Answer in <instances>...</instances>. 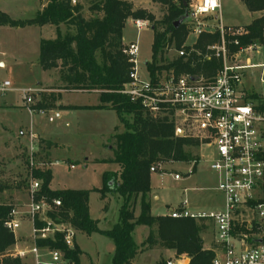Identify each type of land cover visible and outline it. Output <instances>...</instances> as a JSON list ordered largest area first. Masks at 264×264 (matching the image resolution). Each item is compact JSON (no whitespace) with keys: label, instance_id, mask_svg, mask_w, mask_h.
<instances>
[{"label":"trees","instance_id":"trees-1","mask_svg":"<svg viewBox=\"0 0 264 264\" xmlns=\"http://www.w3.org/2000/svg\"><path fill=\"white\" fill-rule=\"evenodd\" d=\"M43 1V9L28 20H13L0 11V28L55 27L56 39L42 40L40 43L41 69L56 71L64 90L98 93L100 105L84 109L114 111L125 129L115 136L113 158L106 162L113 169L103 173L101 189L54 191L50 188L53 180L50 169L34 172L33 176L41 182L38 197L45 198L48 203L53 200L62 203L59 210L48 214L49 218L56 223H69L77 233L87 237L99 234L108 238L115 248L111 264H132L136 259L140 247L133 235L137 227L151 229L141 244V251L169 250L177 258H188L189 264H212L216 257L215 246L206 249L201 236L209 222L152 215L148 195L152 190L153 172L164 163L191 162L188 148H199L201 144L196 139L177 135L173 112L153 115L141 102H134L121 93L130 82L132 72V64L123 52V31L128 20L150 24L153 31L152 61L146 67L154 80L157 75H167L170 72L177 76H215L222 62L216 59L204 61L203 56L209 45L220 41V33H204L197 38L193 48L186 46L190 34L188 24L184 23L176 28L175 23L186 15L188 0H151L161 10L162 17L159 19L148 10L136 9L127 0H91L89 16L84 15V7L77 0L75 4L73 0ZM241 1L251 13L264 11V0ZM61 27L74 31L63 35ZM245 28L248 35L237 38L239 46L230 45L232 54L239 51L240 47L264 42V16L253 20ZM172 49H185L189 55L167 58V53ZM252 97L257 99L259 95L255 93ZM194 170L195 167L192 171ZM7 189L0 180V194ZM92 192L99 194L102 201L111 197L120 201L119 221L109 230H101L98 222L90 215ZM138 199L140 213L136 217ZM13 210L11 205L0 203V264H23L20 257L7 255L17 243L15 233L4 227L5 221L11 219ZM34 245L41 251H59L73 264H81L82 251L76 243L73 249L67 248L62 235L36 240ZM156 264L168 262L160 260Z\"/></svg>","mask_w":264,"mask_h":264},{"label":"rangeland","instance_id":"rangeland-1","mask_svg":"<svg viewBox=\"0 0 264 264\" xmlns=\"http://www.w3.org/2000/svg\"><path fill=\"white\" fill-rule=\"evenodd\" d=\"M77 1L83 5L84 15L89 16L91 0ZM127 1L133 2L136 9L146 8V10L153 12L157 19L162 17L160 8L154 6L150 0ZM44 3L43 0H0V11L8 14L13 20H28L35 17ZM221 7V21L226 28L245 27L252 22V19L264 16V11L253 15L241 0H221ZM204 22L209 26L219 25V22L213 17H208ZM73 31V29L61 27L63 35L68 32L73 33ZM56 37L55 27H1L0 80L10 81L13 87L18 90L41 91L48 89L34 96L33 108L36 106L35 100H40L39 96H42L43 100L54 98L62 105H93L99 100L98 93L64 90L59 83L56 71H43L41 69L39 65L40 43L42 40H55ZM197 38L198 35L191 32L186 41V46H194ZM123 39L126 44L138 43L139 76L142 81H147L146 65L152 61L153 31L151 26L140 31L132 20H128L123 31ZM176 56H178V51L174 49L166 55L170 59ZM251 60L252 64H260L263 61L260 56H255ZM250 72L254 77L247 76L244 79V90L247 93L250 90H264V85L261 83V71L254 69ZM55 90L57 91L52 92ZM7 98L12 101V105L15 107L0 112V178L1 182L8 187L3 194H0V203L13 206L14 210L16 209L20 214L28 211L30 204L29 184L32 175L29 166L31 141L28 132L30 131L32 134L40 135L58 145V150L53 153L57 162L60 163L56 166V161L47 157L43 152V148L47 145L42 143L38 137L33 141V159L36 164V168H33L34 172L46 169L52 171L54 169V189L92 191L95 188H102L103 173L113 169L105 163L113 157L116 148L115 136L125 130L114 111L109 110L110 112L102 113L97 118H92L91 115L89 116L84 112H70L68 115L62 113L61 117H58L60 109L48 111L45 114H31L20 94L12 93ZM40 110L45 111L44 109ZM127 119L129 120V118ZM174 120L177 127L176 132L182 131L183 137L198 140L187 126L181 124L176 118ZM116 128H118L117 131H115ZM200 144L199 148H188L187 152L191 156V162L164 163L154 171L157 174L153 177L152 186L160 200L156 201L152 195H148L153 216H166L185 201L188 202L187 208L191 213H209L221 210L224 197L218 190L217 174L210 169L213 151L206 144L201 142ZM15 148H18L17 153H15ZM67 160H70L69 163L74 165L75 169H69L70 164L66 163ZM192 161H198V163L195 164ZM11 164H18L19 170L17 169L16 172L12 166H9ZM193 167H195L194 171H192ZM174 174L180 175L181 180H175ZM112 184L113 182H111ZM139 203L140 199H138L137 206ZM89 205L93 218L99 219L97 222L101 230H109L118 223L120 201L116 197L102 201L97 193L92 192ZM136 214L135 209V216ZM150 231L151 229L147 227L137 229L134 239L140 249L132 264H156L160 260L167 261L166 258L168 257L170 260L175 259L177 261L184 258H177L176 254L174 258L172 251L169 250L141 251V244L148 237ZM14 233L18 242L17 249L32 253L34 237L31 233L30 223L27 221L20 223L19 229ZM201 236L205 247L208 242L214 240L215 229L211 222L208 223V228L202 232ZM85 238L78 233V239L81 243H85L87 251L95 255L99 252L102 257L99 263L93 264H111L108 255H103V250H108V244L111 241L99 234H94L89 240ZM17 252L14 247L9 250L7 255L12 257ZM28 252L26 258H21L23 264H35L37 261L40 264H50V256L46 252L40 251L37 258L33 253H30L31 256H29ZM46 257H48L47 260ZM83 264H91L90 259H84Z\"/></svg>","mask_w":264,"mask_h":264},{"label":"built area","instance_id":"built-area-1","mask_svg":"<svg viewBox=\"0 0 264 264\" xmlns=\"http://www.w3.org/2000/svg\"><path fill=\"white\" fill-rule=\"evenodd\" d=\"M186 6L190 33L194 32L198 37L204 33H220V41L209 45L203 56L204 61L216 59L222 62L215 76H177L170 72L157 75L154 80L147 70L148 80L142 81L138 70L139 46L137 42H131L125 45L123 52L132 64V72L130 82L121 93L134 102H141L153 115L173 112V118L187 126L195 138L213 148L210 169L219 179L218 190L224 197L222 209L195 214L188 211V202L185 201L168 216L213 224L217 249L212 264H264V92L257 93L259 98L254 99L252 95L255 93H247L243 88L244 79L254 77L250 74L254 69L261 71V83L264 85V42L240 47L239 51L231 54L230 45L239 46L237 38L247 36L248 31L245 27L226 28L222 24L221 0H188ZM208 17L215 18L219 25H207L204 21ZM133 23L140 31L150 27L145 21ZM188 55L185 49L178 51L180 57ZM255 56L262 57L263 61L252 64L251 59ZM44 91L18 90L10 81L0 80V100L11 93H18L31 114H45L43 110L33 109L34 96ZM29 138L32 175L27 216L34 243L59 234L65 246L73 249L77 236L73 226L66 222L56 223L48 216L62 207L61 201L48 203L45 198L38 197L41 182L33 176V168H36L33 141L36 136L30 131ZM59 164L55 162L56 166ZM70 168L75 167L70 165ZM174 178L181 180L178 174ZM15 215L13 211L11 219L4 223L11 232L20 227ZM40 251L34 245L32 253L36 258ZM43 251L50 256V264H73L59 251ZM26 255V252L18 251L15 256L23 258ZM184 260L188 261L183 259L171 264H189Z\"/></svg>","mask_w":264,"mask_h":264},{"label":"crops","instance_id":"crops-1","mask_svg":"<svg viewBox=\"0 0 264 264\" xmlns=\"http://www.w3.org/2000/svg\"><path fill=\"white\" fill-rule=\"evenodd\" d=\"M151 1V0H150ZM131 2V1H130ZM133 3V2H132ZM152 3V2H151ZM134 4V3H133ZM153 4V3H152ZM154 6H157L158 8H159V6L158 5H156V4H153ZM135 6V5H134ZM43 7H44V5H42V7H41V9L40 10H42L43 9ZM136 7V6H135ZM139 9V8H138ZM142 9H145L146 10V8H142ZM150 12V11H149ZM151 13H153V12H151ZM260 13H262V12H259V13H252L253 15H256V14H260ZM154 14V13H153ZM155 15V14H154ZM260 18V17H259ZM215 19V18H214ZM256 19H258V18H256ZM253 20H255V19H252V21ZM133 21V20H132ZM249 24H251V23H249ZM248 24V25H249ZM248 25H246V26H248ZM245 26V27H246ZM44 27H49V28H52L51 26H44ZM44 27H42V28H44ZM123 43H124V45H127L126 43H125V41H124V39H123ZM249 77V76H248ZM251 78V77H250ZM246 89H250V88H247V87H245ZM51 89V88H50ZM44 90H48V89H44ZM57 90H55V91H52V92H56ZM262 92H264V90H261V91H256V90H250V92L249 93H262ZM12 94V93H11ZM9 96V95H8ZM7 96V97H8ZM3 98V99H1L0 100V112H2V111H4V110H8V109H13L15 106L14 105H12V101L11 100H8L9 98ZM40 97V100H35V108L37 109V110H40V109H44L45 110V112H48V111H50V112H52L53 110H56V109H60V111H59V113H58V117H61V115H62V113L63 114H65V115H68V113H70V112H84V113H87V115H91L92 116V118H97L98 116H100L102 113H105V112H110L109 110H95V109H84V108H86V107H89V108H94V107H97V106H99L100 105V100H98V101H96L93 105H82V106H75V105H62V104H60L59 102H58V100H55L54 98L52 99L51 98V100H43V97L42 96H39ZM67 107H78V108H81V109H76V110H68V109H66ZM29 133V132H28ZM28 136H29V134H28ZM36 136V135H35ZM36 137H38L39 138V140H41V142L42 143H45L47 146L45 147V148H43V152H45V155L47 156V157H51L52 158V160L53 161H57V159H55V157H54V155H53V153L55 152V151H57L58 150V145L55 143H52L51 141H49L48 139H45L44 137H41L40 135H37ZM30 139V138H29ZM207 147H209L210 148V150L212 149V151H213V148L211 147V146H207ZM17 149L18 148H15V153H17ZM214 157V151H213V153H212V158ZM113 158V157H112ZM111 158V159H112ZM70 162V160H67V164ZM87 162H89V160L87 159ZM70 165H72L71 163H69ZM104 164V163H103ZM105 164H108V163H105ZM14 165V166H13ZM111 167H112V165L111 164H109ZM10 167L12 166L14 169H15V171L18 169L19 170V168H20V166H18V164H11V165H9ZM74 166V165H73ZM75 167V166H74ZM113 168V167H112ZM70 170H73V169H71V168H69ZM75 169V168H74ZM17 172V171H16ZM52 173H53V180H52V183H51V186H50V188H51V190H56V189H54L53 188V181H54V179H55V176H54V169L52 170ZM157 173L156 172H154L153 174H152V176H151V185H152V183H153V177H154V175H156ZM175 175V174H174ZM217 178H218V176H217ZM0 180H1V178H0ZM217 180H219V179H217ZM95 189H97V188H95ZM73 190H75V189H73ZM57 191V190H56ZM6 193V192H5ZM99 195V194H98ZM149 195H152L153 196V198L156 200V201H159L160 200V197L159 196H157V194L155 193V191H154V188H153V186H152V190H151V193L149 194ZM223 205V204H222ZM13 207V206H12ZM221 209H222V207H221ZM139 210V211H138ZM151 210H152V207H151ZM14 212H15V219L16 220H18L20 223H22V222H29L30 223V221H29V217L27 216V213H26V211H25V213H23V214H20V213H18L17 212V210L15 209V210H13ZM136 211H137V214H136V217L137 216H139V213H140V203H139V206H137L136 207ZM139 212V213H138ZM90 215H91V217H92V219H94L93 218V216H92V214L90 213ZM94 220H96V221H98L99 222V219H94ZM100 224V223H99ZM30 225H31V223H30ZM139 227H137L136 229H135V231H134V235H135V233H136V231H137V229H138ZM83 235V234H82ZM133 235V236H134ZM85 235H83V237H84ZM86 238L85 239H87V240H89V239H91V237H93V235L92 236H90V237H87V236H85ZM86 240V241H87ZM135 240V239H134ZM18 243V242H17ZM17 243H16V245H15V248H16V250L17 251H20L21 249H17ZM76 244H77V246L80 248V250L82 251V253H83V255L81 256V263L83 264V260L84 259H90V261H91V264H93V263H99L100 262V260L102 259V257H101V255L99 254V252H97L96 253V255L95 254H92V253H89L88 251H87V246L85 245V243H81L80 241H79V239H78V233H77V236H76ZM137 244V243H136ZM138 245V244H137ZM139 246V245H138ZM213 246H215V249L214 250H216L217 249V244H216V242H215V236H214V240L212 241V242H208V245L205 247L206 249H212L213 248ZM114 245H113V243L112 242H110L109 244H108V252L107 251H104L103 250V255H105L106 256V254L108 255V257L110 258V260H112V256H113V253H114ZM106 250V249H105ZM24 252H28V251H24ZM42 252H44V251H42ZM29 253V252H28ZM47 254V253H46ZM29 256H31V254L29 253L28 254ZM172 255L174 256L175 255V253L174 252H172ZM26 257H27V255H26ZM26 257H24V258H26ZM172 257V256H171ZM47 258L48 257H46V260H47ZM174 258H175V256H174ZM183 259H188V258H183ZM183 259H180L179 261H181V260H183ZM166 260L168 261V264H171V263H174V262H179V261H177V260H170V257H168V258H166ZM171 261V262H170ZM185 262H187V263H189L190 262V260L188 259V261L187 260H184ZM111 262V261H110ZM35 264H36V262H35Z\"/></svg>","mask_w":264,"mask_h":264},{"label":"water","instance_id":"water-1","mask_svg":"<svg viewBox=\"0 0 264 264\" xmlns=\"http://www.w3.org/2000/svg\"><path fill=\"white\" fill-rule=\"evenodd\" d=\"M188 21H189V15L186 14L180 21L175 23V27L177 28L178 26H180V25H182L184 23H187ZM177 135L180 136V137H183V134H182L181 131H178Z\"/></svg>","mask_w":264,"mask_h":264}]
</instances>
